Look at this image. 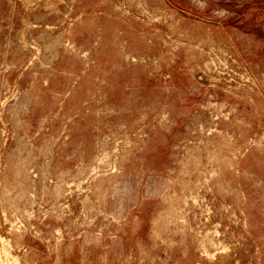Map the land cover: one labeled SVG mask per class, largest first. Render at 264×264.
I'll list each match as a JSON object with an SVG mask.
<instances>
[{
  "label": "rangeland",
  "instance_id": "374dc122",
  "mask_svg": "<svg viewBox=\"0 0 264 264\" xmlns=\"http://www.w3.org/2000/svg\"><path fill=\"white\" fill-rule=\"evenodd\" d=\"M0 264H264V0H0Z\"/></svg>",
  "mask_w": 264,
  "mask_h": 264
}]
</instances>
